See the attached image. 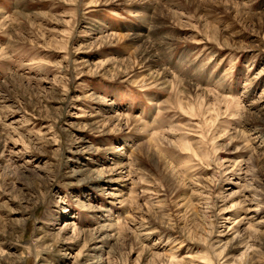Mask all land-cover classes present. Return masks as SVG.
<instances>
[{
    "label": "rangeland",
    "instance_id": "374dc122",
    "mask_svg": "<svg viewBox=\"0 0 264 264\" xmlns=\"http://www.w3.org/2000/svg\"><path fill=\"white\" fill-rule=\"evenodd\" d=\"M0 264H264V0H0Z\"/></svg>",
    "mask_w": 264,
    "mask_h": 264
},
{
    "label": "bare ground",
    "instance_id": "6f19581e",
    "mask_svg": "<svg viewBox=\"0 0 264 264\" xmlns=\"http://www.w3.org/2000/svg\"><path fill=\"white\" fill-rule=\"evenodd\" d=\"M147 48V47H146ZM71 225V224H70ZM1 257H5V254H2Z\"/></svg>",
    "mask_w": 264,
    "mask_h": 264
}]
</instances>
